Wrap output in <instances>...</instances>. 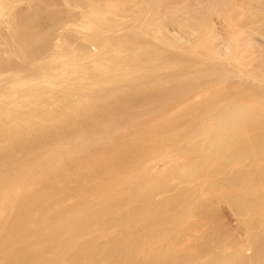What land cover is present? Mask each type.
Wrapping results in <instances>:
<instances>
[{"label":"bare ground","instance_id":"bare-ground-1","mask_svg":"<svg viewBox=\"0 0 264 264\" xmlns=\"http://www.w3.org/2000/svg\"><path fill=\"white\" fill-rule=\"evenodd\" d=\"M9 1L10 0H0L1 7L3 5H5L7 9L8 7H11V5L7 4V2ZM24 1L26 4V5L24 4L25 5L24 7H22L23 4H21V7L19 8L13 7L11 13L9 11V13L11 14L9 15L11 16V18L9 17L10 20L7 19L9 21L7 23L5 22L6 24L3 23L5 25H3L2 23L0 24L1 26H3V27H0V33L1 34L6 33L9 36V40L12 43L11 45H13V47L11 48H14V52L11 53V51L8 52L9 50L5 49L6 45L4 43H3L4 44L3 46L5 47L3 48L0 47V137L1 136L3 137L2 140H0V169H1L0 170V180H2L3 182L7 180L5 187L3 186L4 187L3 193H1L2 189L0 190V264H188V262L186 263L184 262L183 259H180L182 254L178 255L180 256V258L175 257V255L177 256V253H173L175 248H173L172 246L173 244H175V241L177 240L172 237V232L174 233V231L181 228L182 220H184L183 218L186 216L185 214L188 211L190 213L191 211H193L192 208H195L194 205L196 204L192 200L193 199L195 200V197H197V195H194L195 197L191 200V197H193L191 195V192H192V188H191V191H187V193L185 192L184 194L182 193L181 197L175 196L176 199H167L168 197L167 196L165 198L166 200L164 199V201L161 202L157 207H154L152 203H151L152 204V207H151V204H149V201L151 200L149 199L156 192L158 193L159 189L160 191H162L161 189L163 187L169 188L171 182H173L174 180L176 181L179 180V179L172 180L170 178L172 175H175L177 172H178L177 176L181 175V174L179 175V172L180 170L183 171L182 169H180L183 164H181L180 168H179L180 165L178 164L182 163L183 161L185 164L186 163L185 160L188 161L187 157L190 156L189 154L191 153V151H195V153L196 152L202 153V155H200L201 153L198 154L200 155L199 159L198 158L196 159L194 157L195 158L194 160H198L199 162L200 158L204 154V156L209 158L208 160L209 161L211 160L210 162L212 163H216V161H219L218 157H222V155L224 154L225 155L222 158H225L227 155L226 153L230 152L229 155H227V159H225L228 161L229 159L228 156H230L231 151L234 150L232 149L231 151H229L231 147L236 148V146L239 147L243 145V143H240L242 144L240 145L239 142L243 140L242 137H244V135L246 134L248 127L253 126L252 128H254V125L257 127V126H261L264 123V108L261 107L260 105L261 100H257L256 98H254L256 101L251 100L253 98L252 95L255 97L254 94L256 93V92L255 93L253 92L252 95L250 94L251 92L248 93L251 90V87L249 91L247 90L248 88L246 89V86L244 88L245 91H243V89L241 91L238 88L235 91L236 87H233L234 90L233 88H231L234 91V92L232 91L233 94L230 92V89H228L229 91L228 97L226 96L227 94H225L224 96L227 98H224V100L219 101L218 103L220 104L215 103L216 105L214 106L211 104V106L206 108V113L211 115V117H213V123L209 127L208 125L199 126L200 128L196 127L197 130L198 129L202 130L201 133L204 135V138H205L203 139L204 145L202 146H198L197 143H195V141H192L191 139H189V138H193L194 136L188 135L187 133L184 134V136H186L184 137L185 139L183 138L182 139L180 138L181 140L178 139L177 132L172 130V128L171 130L170 129L167 130L168 128L167 126H166V129L162 128L164 130L163 131L164 137L159 139L158 136L160 135H158L157 137L155 136L157 135V132L159 131V130L158 131L155 130L158 126L156 127L154 126L153 129L155 130V132H152L154 136L151 135L152 133L150 134L151 136H153L152 139L150 138L151 136L149 137V139L151 140H148V141L150 142L147 141L148 143H146V141H144L143 143L142 141L143 145H146L145 147H147L146 151H143L142 150L143 148H141V152H139L138 149H135V150H138V152L141 154L137 155L136 154L138 153L137 151H134L133 154H131L132 153L131 151L130 156L128 155V158H125L127 154L125 155V157L124 156L122 157L123 161L125 160V162H123L122 159L121 161H119L121 157L120 158L115 157L117 155L114 156V153L115 152L119 153L118 150L122 147V146L120 147V144H121V141H120V142L115 143V145L111 144V146L114 147V149L113 147L112 148L110 147L114 151V153L111 151L113 153V154L111 153L112 155L104 153L105 152L104 150H103L104 152H101L100 149L102 148L99 149L98 147L97 151H92L94 153L95 158L90 157V159L87 160V158H89L90 155L92 156L93 153L88 154L89 153L87 151L88 148H86V146L88 145H84V143L82 144L79 141V139L85 138L87 134L89 135L88 133L89 131L86 134L83 133L82 131V132H78L77 134V136L79 137L78 141L81 143V145L79 146L76 145L73 147H68V145H71L70 142H67L69 141L70 137H68L69 139H67V137L64 136L67 139L66 142L62 140V142L64 143H60V145L57 144V147L50 148L52 144L50 146H48V144L50 143L46 144L49 141L42 144L46 147L42 146L41 144H40L41 147L38 144L39 145V148L37 146L38 149L33 148L32 146L29 148L27 147L28 151L27 153H25L26 157L27 155H29L30 153H33L34 151L35 152L38 151L36 153V157L37 156L38 157L40 156V157L37 160H35V162L39 161L37 162L35 166L31 165L33 164L31 163V161H30L31 164L30 163L29 164L26 163L27 165L23 164L25 165L24 166L25 171H23L24 169L21 170L20 168L21 172L23 171V175H24L23 178L18 177L19 175H22V174L17 173V176L15 174L16 172L12 174V170L16 171L15 167L14 169L12 167V166H16L15 165L16 163L13 164L15 162V160L13 159L15 158V156L13 157L10 155L11 157H9L5 153L12 148H13L12 150L15 151L16 150L15 146L17 147L19 144L21 145V142L25 143V140H27L28 136H31L30 139L32 140V139H36L33 136L39 137L41 136V134L43 135V131L46 132L45 129L48 131V128L51 126L54 127L56 125L55 127H57V130H58V126H60L61 128L62 125H63L62 127H64V125L66 127L72 126L73 124L75 125V122L73 123V121L77 119L76 117L78 115L81 116L82 118L84 117L88 118L89 117L88 115H90V117L93 116L94 118L93 117L91 118H93L94 121L93 119L91 120V118H90V121H92L91 122L92 124L94 122L95 127L101 126L102 128L103 126L104 128L102 129H106L109 127L108 125H111L112 128L109 127V130L114 129L113 131H115L116 127L119 129L118 123L120 122H118L116 119L118 117V120H120L118 116L119 113L118 112L117 114L116 112L113 113L114 112L113 110L116 109L117 111V109H119L122 103V100L117 101V99H121L120 98L121 96H119V98H116L118 97V95H120L119 93L123 92V95L125 96V90L127 89L128 92L127 91L126 92L129 93L128 95H130V92L133 90L135 92V95L132 92L131 93L133 94V96L136 97V95L139 96L141 92L144 93L143 91L145 90L148 93L150 90L152 91L158 88L157 86L155 87V85H158V80L157 81L155 80L157 83H155V81H152L154 77H157L155 76L154 74L155 71L153 72V70H157L156 68H160L162 66L167 69L168 68L174 69V67L175 68L178 67L176 66V63L179 64V61H180V60L179 61L177 60L176 62V61H172L176 59H171V61L175 63V66L170 60L168 61L165 59L166 62L165 61L161 62L164 60V58L159 57L160 56L159 53L156 52L158 51V49L157 48L154 49L155 52L152 50L153 45L156 44L157 42L156 43L152 42L154 43L153 45L149 43L151 42V38H146L148 36L144 37V33L145 34L148 33V35H150V34H153L152 32H154V35L157 34L159 36V39H161L162 41H165V43L167 44V46L169 45V47L170 45L172 47L174 46H180V47L184 46L185 47L186 45L188 49L190 48L188 46L189 42H190L189 45L193 43L191 47L194 49V52H197L200 55L202 52H203L202 55L206 53L207 54L206 57H208L209 55L210 58H212V60L210 59L211 64L214 62L213 61L214 59L218 61L222 58H225L227 60L243 61L245 53L251 54L253 52V50L249 52L251 49L250 46H252V44H250L251 38L249 39L248 36H251V33L257 30L258 31L261 30L260 32H264V24L257 25L258 23H261L264 18V0H129L130 2L129 1L128 2L130 4H128V2L126 1L128 6L125 4V0H27L28 3H26L27 2L26 0ZM11 2H9V4H11ZM16 2H18V0ZM18 5L20 6V3L19 4L17 3L15 6H18ZM0 11L2 12V10ZM213 15L218 16L217 18L219 19V22L217 21L216 23H218L219 26H216L215 24L212 23L211 19L214 17ZM261 16H263V18H261ZM128 17L131 20L134 19L133 21L136 23L139 22V24L137 23L138 24L137 25L133 23L132 21H130ZM210 17L212 18L210 19ZM127 18L129 19L127 20V22H130L132 24L127 25V22L124 23L125 19ZM225 21L227 22L230 21L233 27L232 30H234L233 32H231L232 31L231 29H230L231 31L225 30V28L228 25V23L226 24ZM85 25L87 26L85 27ZM170 25L172 26L169 27ZM239 25L241 26V29L237 30L236 27L237 26L239 27ZM250 25H252L250 28L247 27ZM75 27L76 28L79 27L78 31L76 30ZM176 27L179 28V31H176L178 30V28L176 29ZM74 28H75V31H74ZM79 29L82 32L84 30V33H81ZM85 29L87 30V32ZM76 31L80 32L81 36ZM149 32L151 33L149 34ZM174 32H177V33H174ZM75 33H77L79 36L75 35ZM171 33L172 35L173 34L174 35L179 34V35L178 37H176L177 35H175L174 36L175 38H173L171 36ZM82 34H84L85 36ZM140 34L141 35L143 34L144 38L140 36ZM185 35H190V36L195 35V37L193 38L194 39L196 38V39L194 42H192L193 41V40L191 41L192 37L188 36L189 38L186 39L187 36ZM1 36H3V34ZM3 37L0 39V44H1V40L3 39ZM57 37L59 38L58 42L55 41ZM153 37L155 39V36ZM61 38L64 40V42L63 40H60ZM144 39L145 40L150 39V40L144 41ZM154 39H152V41ZM161 40L158 42H161ZM94 41L96 42L95 45L93 43ZM59 43H62V45H60ZM165 43H163V47L165 46L166 47L165 49L167 50V46ZM255 48L257 49L259 47L257 46ZM162 49H159L161 50L160 53H163V52L165 53L166 50L165 49L162 50ZM127 52H128V57L131 54L130 61L125 60L128 58L126 56ZM258 52H259L257 53L258 56L256 55L257 60H258V65L255 66V69L253 70L252 73L255 74L256 72L258 73L260 72L259 74L262 75L261 73H263V76H264V50L261 49ZM5 53L7 54L9 53L8 54L9 56H7V54ZM142 54H144V56L145 55L147 56L146 59L145 58L141 59L143 57ZM124 55L127 58H125ZM163 56L165 55L161 54V57ZM170 56H174V55H170ZM247 56L249 55H246V57ZM208 61L209 60H207V62ZM216 61L214 62V65L217 64ZM221 61H224V60H221ZM181 62L183 61L181 60ZM200 62L199 61L197 62L200 64V65L198 64V66H201L203 65L202 63H204L202 60ZM183 63H185L186 69L182 68L184 66H180L181 65L180 63L179 66L181 67V69H184L186 71L188 68L189 70L190 67H186L188 63L186 64L185 61ZM190 64L191 63H189L188 65ZM136 66H138L137 68H139V66L143 67V69H139L141 73L137 72L138 69L135 68ZM206 68L204 66L203 70ZM165 71L167 72V70ZM173 71H176V70H173ZM189 71H192V72L187 73L186 71L183 75L188 74V76L189 75L191 76V74L194 71L192 69H190ZM176 72L174 74H177ZM4 73H7L8 75ZM201 73H202L201 71L200 73L196 72V74H199V77H198L194 75L195 74L194 72L192 76L194 75L196 77L194 78V76L193 77L191 76L190 78L191 79L194 78L197 81L192 80L191 83L194 82L196 84V82L199 83L200 81L202 82L204 79H205L204 81L208 79ZM145 75L147 76L148 79H150L153 83H155V84L152 83L155 88L151 86L150 88L153 87V89L147 90L149 89L148 86L150 84L146 85V83H150L151 81L148 80L147 78H145L146 80H144L143 77H146ZM152 75L154 76L152 77ZM200 75L201 77L204 76L203 77L204 79L201 78ZM167 76H168V73H167ZM256 76H258V74ZM199 78H200V81H198ZM232 78H234V76ZM220 79L218 80L220 81ZM141 80H144L142 82L145 84L143 85V87L146 86L145 88H143L140 85ZM225 80L227 82V79ZM210 81H212V78L208 82ZM242 85L244 86V84H241V87ZM222 87L224 88L225 86H222ZM238 87H240V85ZM141 88L144 90L140 91L142 90ZM135 89L136 90L140 89V90L136 91ZM186 89L188 90L187 87ZM226 91L227 89H224L223 93L224 92L226 93ZM262 91L263 89H261V92ZM136 92L138 94H136ZM163 92L162 94H164ZM221 92L222 91H220V93ZM151 93L154 94V92H151ZM245 93H248L249 95H251L248 97L250 98L252 97V98L251 99L249 98L250 100L247 99L248 97L245 95ZM262 93L260 94L262 95ZM167 94L169 93L167 92ZM72 98L74 99L76 98V99L74 100ZM71 99L72 101L73 100L74 101L70 102ZM131 99H132V96H131ZM63 101H67L65 102L66 104L64 107H63V104H61V103H64ZM120 101L121 103L119 104L120 106H117L118 108L116 107V105L114 106V104H112L113 102L117 104ZM123 102L127 105H131V107L136 106L134 104L135 103L134 101H133V105H132V102L131 104L130 102L126 103L127 101H124V100ZM52 104L53 105L57 104V105H54L56 107V110L58 109L60 110V107L62 105L61 107L62 110L58 112L54 110L55 108L54 106L52 109H50L49 107H51ZM110 104H112L113 107H115L114 109L112 108L113 110H111L112 105ZM125 104L123 105L126 106ZM41 106H43V108ZM63 108H65V110ZM99 108L101 109L102 112H103V109H105L104 111L110 112L109 115L107 112H105L106 115L103 114V117H99L100 116L98 114L99 112H97L96 113L97 117H95L96 115L94 116V113ZM129 108L127 107V109ZM132 108L130 111H132ZM109 109L110 111H108ZM136 109L138 108H135V110ZM135 110L132 112L134 113L137 111ZM40 111H42L43 113ZM121 111L119 109V112ZM73 112H76L75 114L77 115H75ZM72 114L75 115L74 120L70 119V118H73ZM70 121L73 124L70 123ZM114 121H115V124L111 123ZM83 123L85 122L83 121ZM76 124H78V122H76ZM112 125H114L115 127ZM91 128L93 129L94 127L91 126ZM252 128L250 127V130ZM98 129H96V131ZM50 130L51 132H48V133L54 134L52 133V129ZM59 130L57 132H59ZM109 130L108 132L109 133L111 132V135H112V130L111 131ZM99 131H101V129ZM105 131H107V129ZM119 131L120 130H118V133ZM94 133H91V134L93 135ZM103 133L104 132H102L101 134ZM190 133H192V131ZM135 134L136 133H134V135ZM137 134L139 135V133ZM160 134H162V131L160 132ZM57 135L58 134L56 133L55 136L57 137ZM73 135L75 136L76 134H73ZM73 135H72L73 139L77 137V136L74 137ZM100 136H103V135H100ZM87 137L85 139H87ZM94 137L89 136L88 140ZM57 138L61 139V136ZM101 138L100 139L98 138V140H96L97 138H95V140H93L94 141L93 143H100V142L102 143L103 140L104 142H106L107 140L109 141L110 139L108 138L106 140L103 137ZM143 138L139 137V141ZM238 139L240 140L239 142H238ZM258 140H256V143L258 142L259 145H262L264 143L263 141L260 142L259 138ZM78 141L77 143H79ZM125 141H123V143ZM58 142H61V141H58ZM91 142H92V139H91ZM111 142H112V138H111ZM200 143L202 144L203 142L201 141ZM247 143L249 145V142ZM256 143L254 144L256 145ZM184 144L186 145V147L184 146L183 151L184 152L186 151V154L188 151H190V153L187 154V157L184 156L185 155L184 152H183L184 154L178 153V151L177 153L179 155L183 154V156L186 157V158L183 157L185 160L182 159V157L177 158L176 157L177 154L174 155V151L170 149V147H168V145L170 146L175 145V148H176V145L178 147L179 145H182L183 147ZM237 144H239V146ZM255 145L251 144L250 146H252L253 148ZM259 145L257 146L258 151H259ZM47 147H49V149ZM244 147L246 148L245 145ZM255 147L253 149H255ZM240 148H243V147H240ZM245 148H244V151L246 150V153L248 155V152L251 150L250 149L251 147L250 148L249 146L247 147L249 148L248 152H247V148L246 149ZM262 148H264V146ZM17 149L19 151V148ZM174 150L176 151V149ZM242 151L243 149H241V152H239L241 153V155L243 154ZM252 151L253 150H251V152ZM260 151L262 150L260 149ZM76 152H77L76 155L78 156H80V154L81 155L83 154L82 156L84 157H81L82 158L81 163L83 162L82 164L79 163L78 160H77V163H79V165L74 162V159L72 158V156L74 157L75 155L74 153ZM95 152H97V154ZM254 152L256 154L257 151L255 150ZM18 154L19 152L17 153V156H20V154L19 155ZM238 154H236V156H238ZM252 154L255 155L252 152L250 156ZM63 155H66L65 156L66 159L67 157L68 158L71 157L73 159L72 164L73 163L74 164L69 165L70 166L69 168H68V165L67 167H65L66 165L64 166V163L63 165L61 164L62 160L64 159L62 157ZM85 155L86 156L88 155V156L86 157V162L84 163L85 160L83 158H85ZM256 155L258 157L260 156V153ZM6 156L9 158L13 157L12 158L13 160L12 159L8 160L9 158L6 159ZM250 156L246 158L244 157L245 160L241 159L242 161L240 160V162L246 161V159H249V158H253L252 156L251 157ZM238 157L234 159H237ZM257 157L255 158L257 159ZM71 158L69 160H71ZM222 158H221V161L223 163L224 159L222 160ZM214 159H216L215 162H214ZM231 159L232 160L230 161L232 163L230 162L231 164H229L228 162V165H227L228 167L230 165L235 166L233 165L234 164L233 161L235 163L236 161L233 158ZM5 160H8V162H5ZM157 160L158 161L160 160L161 162L164 163L161 169V172H160V176H158L159 173L157 174V172H159L160 170L156 172L157 167L152 169V167L154 166V165L152 166V164H155L154 161L157 164L158 163ZM194 160L191 159L190 161L197 162ZM205 160L208 161L207 159ZM150 161L151 162L153 161V163H151ZM177 161H180V162H177ZM18 162L19 161H17V163ZM237 162L238 164L236 163V165H239L240 163L238 160ZM69 164H71V162ZM156 164L155 166H157ZM192 164L193 163L191 164L186 163L187 166L192 165ZM202 164L200 163L199 165H202ZM224 164H225V161H224ZM61 165L63 166L62 168L65 167V170L63 169L62 171L60 170ZM167 165L168 167L169 165L170 167H172L171 173L167 172L168 171V169L166 168ZM186 165L183 166L185 170L187 167ZM191 167L192 166H190V168ZM2 168L4 170H2ZM5 169L6 170L8 169V171L12 169L11 173L5 172ZM17 169L19 170V168ZM153 170L154 172H156L154 176L157 174L158 178L156 176L155 177L153 176L154 177L153 178L150 175V173L153 172ZM162 170H165V175L167 174V176H161V173H163ZM187 170L190 171L191 169H187ZM193 170L194 171H190V172L195 173L196 169H193ZM189 171L188 173L190 174ZM194 173H192L189 176H186L187 175L186 174L185 177L188 179L192 176L191 179H193ZM14 176L18 177L19 179L14 178ZM148 176L152 177V179L150 178L151 180H149ZM10 177H13V178L10 179ZM172 177L174 178L175 176H172ZM181 177L182 176H180L179 178L181 179ZM168 178L171 180V182ZM194 178H196V175ZM201 178L203 177H200V179ZM46 179L48 180V182L47 184L45 183L46 184L45 185L44 182L46 181ZM168 180L170 183L168 182ZM183 180H184V176H183ZM183 180H181V182ZM186 181H190V180L188 179ZM74 182H81L82 186L83 185H85V187L89 186V188L87 187L86 189H83L82 187L80 188L81 185L79 186L77 185L79 188L77 187L76 189H73L72 188L73 184L71 183H74ZM167 182L169 183L168 186H167ZM209 182L210 181H208V183ZM48 183L49 184L51 183L50 186ZM191 183L193 185V181ZM205 183L207 184L206 181ZM210 185H211V182H210ZM176 188H179V187L177 186ZM87 189H90L92 191L90 192L89 190L90 192L89 193ZM184 190L186 191V189H183V192ZM242 190L247 191L246 188ZM36 191L37 192L40 191V193H37ZM195 192L197 193L196 190L194 191V193ZM234 194L235 193H233L232 195L233 197H230L229 195L230 199L236 198V196L234 197ZM236 194L238 193L236 192ZM241 194H242L241 196L244 199L247 197V195L244 197V192ZM160 196L162 195L160 194ZM173 196L172 198H174ZM139 198L141 199L139 200ZM246 199H249V198H246ZM137 200L139 201L143 200V201L138 203ZM189 200H191L190 203H189ZM186 201H188L187 203H189L190 205L186 206L187 204H185V207H183L184 206L183 203H185ZM235 201H237V199ZM243 201H239L241 205H238L240 208L242 206V208L244 209V211L242 209L243 212H245L246 210L247 212L250 213L251 211L254 210L255 212L253 211V213L259 216L261 213L260 217L262 219V215H263L262 212L264 211H261V210H264V208L261 206L262 205L261 201L260 202L256 201L258 208L256 207L255 205L256 203H254L253 200L250 202L248 200V203L247 201L246 202L245 201L243 202ZM191 202L193 205H191ZM259 203H261V205H259ZM185 208L186 209L191 208V211L190 209L185 210ZM247 209H252V210L248 211ZM189 212L187 213V215L189 214ZM176 213H177V216H176ZM191 215H193V213L189 214L188 218ZM105 216H107L108 218ZM157 216L162 217L161 219L157 218V219H160L159 221H161L163 217H164V220L166 219V222L164 220L163 222L167 223L166 224L167 226L165 230H161L162 232L153 231L154 228H156L157 226V223H156ZM263 220L264 219L260 220L259 222L262 221L264 223ZM259 222L257 223V225L259 224ZM262 222L260 225L263 224ZM158 224L161 225L162 222L160 223L158 222ZM112 227L115 228L116 232H114L115 234L111 235V233H113L114 231V230L113 231L111 230ZM163 228L164 227H162V229ZM236 228L238 229V227ZM159 232L161 233L159 234ZM184 232L185 231H183V233ZM154 233L155 234L157 233V236H156L157 240H155L156 237L154 238L155 236ZM223 240L225 242L224 238ZM186 242L189 243V239L188 241H185V243ZM157 243H160V244L167 243L168 246L167 247H163V246L155 247ZM186 245L188 244H185V246ZM220 245H223V244L221 243ZM182 247H183V243H182ZM223 247L219 246L217 247V250L215 251H212V249L210 250L212 251L211 253H209L210 254L209 258L212 259L210 260L211 261L210 264H242V261H243L242 254H244L242 252L244 251L241 246H237V248H235L236 251L233 250L234 249L233 248L232 250L235 252L233 254H226L225 252L226 248H223ZM238 247L239 248L241 247V248L238 249ZM222 248L225 250L223 251ZM152 250H154L153 253L156 259H151V258L140 259V256H145L147 254L148 256L152 255L151 254ZM187 251H189V249ZM193 254L195 255V253ZM193 254L192 256H194ZM260 255H262V253ZM32 257H35V258H32ZM199 257L201 258V255ZM159 258H162V259H159ZM182 258H185V256ZM190 258H191V255L189 256V259H187L186 257V260H190ZM244 263L245 262H243V264Z\"/></svg>","mask_w":264,"mask_h":264},{"label":"rangeland","instance_id":"rangeland-1","mask_svg":"<svg viewBox=\"0 0 264 264\" xmlns=\"http://www.w3.org/2000/svg\"><path fill=\"white\" fill-rule=\"evenodd\" d=\"M12 0H10L9 2H11ZM17 0H14V1H12L11 2V4H9V2H7V4L8 5H11V7H8V9H7V7L5 6V5H3L2 7H1V5H0V7H1V9L0 10H2V12H1V14H0V24L2 23H7L10 19H9V17L11 18V16H9V15H11L10 13H11V11H12V9H13V7L15 8V7H17V8H19V7H21V4H23L22 5V7H24L26 4H25V1L24 0H18V2H16ZM20 1V2H19ZM27 1V0H26ZM126 1L128 2L129 0H125V4L128 6V4H130L129 2H128V4L126 3ZM15 2V3H14ZM91 2V1H90ZM19 4L20 3V6L18 5V6H15L16 4ZM26 3H28V1L26 2ZM6 4V5H7ZM13 4V5H12ZM25 4V5H24ZM91 4V3H90ZM89 4V5H90ZM6 7V8H5ZM3 8H5V9H3ZM9 11H10V13H9ZM261 15V14H260ZM214 16V15H213ZM218 16H214L213 18L212 17H210V19H211V21H212V23L213 24H215L216 26H219V24L218 23H216L217 21L219 22V19L217 18ZM129 18V17H128ZM125 19V21H124V23H126L127 22V20H129V19ZM261 18H263V16H261ZM1 19H3V20H1ZM5 19V20H4ZM7 19H9V20H7ZM134 19H130V21H132L133 23H135V24H139V22H134L133 21ZM263 20H264V18H263ZM262 20V22L261 23H258L257 25H259V24H261V25H263L264 24V21ZM4 21V22H3ZM228 21V20H227ZM227 21H225V23L227 24L228 23V25H227V27L225 28V30L226 31H231L232 29H233V27H232V25H231V23H230V21L229 22H227ZM5 23V24H6ZM5 24H3V25H5ZM128 24H132V23H130V22H127V25ZM137 24V25H138ZM218 24V25H217ZM76 26V25H75ZM78 26V25H77ZM87 25H85V27H86ZM172 25H170L169 27H171ZM243 26V25H242ZM252 25H250V26H247V27H251ZM0 27H3V26H1L0 25ZM76 28V27H75ZM75 28H74V31H75ZM79 28V27H78ZM78 28H76V30L78 31ZM82 28V27H81ZM178 27H176V29H177ZM222 28V27H221ZM220 28V29H221ZM229 28V29H228ZM84 29V28H83ZM171 29V28H170ZM231 29V30H230ZM236 29L238 30H240L241 29V26L239 25V27L237 26L236 27ZM80 30V29H79ZM86 30V29H85ZM76 31V32H77ZM81 31V30H80ZM176 31H179V28H178V30H176ZM234 30H232L231 32H233ZM261 31V30H260ZM260 31H255V32H252L251 33V36H248V38L250 39V44H252V46H250L251 47V49H250V51L249 52H251V50H253V52L250 54V53H245L244 54V60L243 61H239V60H227V59H225V58H222V59H220V60H218V61H216V59H214L213 61L215 62L216 61V63L217 64H215L214 65V62L211 64L210 62H211V60H212V58H210V56L208 55V57H206L207 56V54L206 53H204L203 55H202V53H201V55L200 54H198L197 52H194V49L191 47L192 45H193V43H191V45H189L190 44V42H189V44H188V46L190 47V48H188L187 49V47H186V45H185V47L184 46H182V47H180V46H174V47H172L171 45H170V47H169V45L167 46V44L165 43V41H162L161 39H159V36L156 34V35H154V32H152L153 34H150L151 32H149V34L150 35H148V33L147 34H145L144 33V37L145 36H148V37H146V38H151V42H149V43H151L152 45L154 44V43H156V44H154L153 45V47H152V50L155 52V50L154 49H158V51H156L157 53H159V57L160 58H164V60L163 61H161V62H164L165 61V59L166 60H170L171 61V59H176V60H172V61H176L177 62V60L179 61V64L178 63H176V66H178L179 67V69H180V71H179V69H178V67L177 68H175L174 67V69L173 68H165V67H160V68H156L157 70H153V72H154V74H155V76H157V77H154V79L153 78H151V79H153L152 81H157L158 80V85H155V87L157 86L158 88H156V89H154V90H150V89H153V84H155V83H157L156 81H155V83H153L150 79H148L147 78V76L146 77H143V79L144 80H146L145 78H147L148 80H150L151 82L150 83H146V85H148V84H150L148 87H149V89H147V90H150L151 92H154V94H152L150 91L147 93V91H146V93H145V91H143L144 89H142V90H140V91H143L144 93H142L141 92V94H139V96L138 95H136V97L135 96H133V94L135 95V92L132 90L131 92L133 93H131L130 92V95H128L129 93H127L128 92V90L126 89L125 90V96L127 97H125L124 95H123V92H121V93H119L120 95H118V97H116V98H119V96H121L120 98L121 99H117V101H119V100H122V103L123 104H125L124 102H123V100L124 101H127L126 103H129L130 102V104H131V102H132V105H133V101L135 102L134 104L136 105V106H132L131 107V105H127V104H125L128 108H129V106H130V108L129 109H127V107L126 106H124L122 103H121V101L120 102H118L117 104H115L114 102L112 103V104H114V106L116 105V107L117 106H120L119 104L121 103V106L119 107V109H120V111L121 112H119V109H117V111H116V109L115 110H113L115 107H113V105L112 104H110V105H112L111 106V110H113L114 112L113 113H115L116 112V114H117V112L119 113L118 114V116H119V119L120 120H118V117L116 118L117 119V121L118 122H120V123H118V122H116V123H118L119 124V129L116 127L115 128V131H113L112 129V135H111V132L109 133L108 132V130H109V127L110 128H112L111 127V125H108L109 127L108 128H106L107 129V131H105L106 129H102V128H104L103 126H102V128H101V126H97V127H95V125H94V122H93V124L91 123L92 121H90V118L91 117H93V116H91L90 117V115H88L89 117V119L88 118H86V117H84V118H82L81 116H77L76 118V120L75 121H73V123L75 122V125L77 126H75L71 121L72 120H74L75 119V115H77V114H75L76 112H73L74 114H72V116H73V118H70V119H72L71 121H70V123H72L73 125L72 126H69V125H71V124H69V125H67V126H69V127H66L65 125H64V127H62L61 126V128H63V129H65V130H63V129H61L60 128V126H58V130H59V132H57L58 130H57V127H55V129H54V127L53 126H51V127H53V128H51V127H49L50 129H52V133H54V134H51V133H48V132H51V130L48 128V131L45 129V131L46 132H44L43 131V135L41 134V136H39V137H41V138H39L38 136H33V137H35L36 139H30V137L31 136H28V138H27V140H25V143L24 142H21V147L23 148H21L19 145L16 147L15 146V151L14 150H12V149H10V150H8L5 154H7V156H9V157H11V156H15V158H13L14 160H15V162L13 163V162H11V163H13V164H15L16 166H12L13 167V169H14V167H15V169H16V171H14V170H12V174L14 173V172H16L15 174H16V176H17V173L18 174H22V175H19L18 177L19 178H23L24 177V175H23V171H25V169H24V166L25 165H27V164H29L30 163V161H31V163H33V164H31L32 166H35L36 164H37V162H39V161H36L35 162V160H37L39 157L37 156L36 157V153L38 152L37 150V152H33V153H30L29 155H27V157H26V155H25V153H27V151H28V148L29 147H33V148H36V149H38L39 148V145L41 144H44V143H46L47 141H49V142H47L46 144H48V143H50V144H48V146H50L51 144V147L50 148H52V147H57V144H59L60 145V143H64V142H66V140L67 139H69L68 137H70V139H69V141H67V142H70V144L71 145H68V147H73V146H76V145H81V143L83 144L84 143V145H88V146H86V148H88L87 149V151L89 152H87L88 154H91V153H93L92 151H97L98 150V147H99V149L100 148H102V149H100L101 150V152H104V153H106V154H110V155H112L113 153H114V151H113V149H114V147L113 146H111V144L113 145H115V143H117V142H120L121 141V144H120V149L118 150L119 151V153L118 152H115L114 153V156L115 155H117V156H115V157H121L120 159H119V161H121V159H122V161H123V156L125 157V155H126V157L125 158H128V155L130 156V153H131V151H132V153L131 154H133V152L134 151H137L138 152V150H139V152H141V148H143L142 150L143 151H146V149H147V147H145L146 145H143V143H144V141H146V143H148V142H150V141H148V140H151L152 139V137L154 136V134L152 133V132H155V130H159L158 132H157V135H155L156 137L158 136V135H160V136H158V138L160 139V138H163L164 136V130L163 129H166V126L168 127L167 128V130L168 129H170L171 130V128H172V130H174L175 132H177V138L178 139H185L184 137H186V136H184V134H188V135H192V136H194L193 138H189V139H191L192 141H195V143H197V145L198 146H202V145H204V141H203V139H205L204 138V135L201 133L202 132V130H197V128H200L199 126H202V125H208V127L209 126H211V124L213 123V117H211V115H209V114H207L206 113V108L207 107H209V106H211V104L214 106V105H216L215 103H217V104H220V103H218L219 101H222V100H224V98H227L228 97V89H230V92L233 94V90H234V88L233 87H236L235 88V91H236V89L238 88V89H240L241 91H242V89H243V91H245V86H246V89L249 91V89H250V87H251V90L248 92V93H250L251 95H252V93L254 92H256L254 95H255V97L252 95V99L250 98V97H248V96H251V95H249L248 93H245V95L248 97L247 99H251V100H253V101H256L254 98H256L257 100H261V103H260V105H261V107H263L264 108V96H263V94H264V76H263V73H261L262 75H260L258 72H256L257 74H258V76H256L257 74L255 73V74H253L252 72H253V70L255 69V66H257L258 65V60H257V57H256V55L258 56V54L257 53H259L258 51L259 50H261V49H263L264 50V32H260ZM263 31V30H262ZM86 32H87V30H86ZM78 34H80V36H81V33H84V30H83V32L81 31V33L80 32H77ZM77 33H75V35H77V36H79ZM174 33H177V32H174ZM178 33H180V32H178ZM255 33V34H254ZM3 34V36H1ZM0 33V39L3 37V39L1 40V44H2V46H1V44H0V47H5V46H3L4 44L6 45V47H7V45H8V47H10V48H6L5 47V49L7 50H9L8 52H10L11 51V53H13L14 52V48H11V47H13V45H11L12 43L10 42V40H9V36L6 34V33ZM85 34H87V33H85ZM82 35H84V34H82ZM175 35H177V34H175ZM174 34L172 35V33H171V36L173 37V38H175L174 36H175ZM179 35V34H178ZM178 35L176 36V37H178ZM250 35V34H249ZM262 35V36H261ZM85 36V35H84ZM140 36H142L143 37V34L141 35L140 34ZM153 36H155V39H154V37ZM158 37V39H157V37ZM185 36H187L186 37V39L187 38H189L188 36H190V35H185ZM143 37V38H144ZM190 37H192L191 38V41L192 42H194L195 41V39L193 38V37H195V35H191ZM196 37H197V35H196ZM161 38V37H160ZM254 38V39H253ZM263 40H262V39ZM6 39V40H5ZM8 39V40H7ZM152 39H154L153 41H152ZM185 39V38H184ZM185 39V40H186ZM58 40H59V38L57 37L56 38V40L55 41H57L58 42ZM60 40H63L62 38L60 39ZM150 40V39H149ZM148 39H144V41H149ZM161 40V42H158V41H160ZM189 40V39H188ZM252 40V41H251ZM9 41V42H8ZM62 42V41H61ZM63 42H64V40H63ZM62 42V43H63ZM152 42H154V43H152ZM259 42V43H258ZM4 43V44H3ZM8 43V44H7ZM9 43H10V45H9ZM62 43H59L60 45H62ZM91 43H92V41H91ZM94 43V45H95V41L93 42ZM163 43H165L166 44V46H167V50L165 49L166 47L164 46L163 47ZM262 43V44H261ZM157 44H158V46H157ZM160 44V45H159ZM164 44V45H165ZM93 45V46H94ZM156 45V46H155ZM159 46H160V48H159ZM259 47V48H255V47ZM95 47V46H94ZM162 47H163V49H162ZM255 48V49H254ZM13 49V50H12ZM159 49H162V50H166L165 51V53L163 54V53H160L161 52V50H159ZM259 49V50H258ZM169 51V52H168ZM256 52V53H255ZM10 53V54H11ZM169 53V54H168ZM175 53V54H174ZM180 54V55H178V54ZM197 53V54H196ZM5 54H7V53H5ZM9 54V53H8ZM7 54V56H9ZM126 54V53H125ZM130 54V53H129ZM161 54L162 55H165V56H163V57H161ZM168 54V55H167ZM140 55V54H139ZM170 55H174V56H170ZM246 55H249V56H247L246 57ZM126 56L128 57V52H127V54H126ZM125 55H124V57L125 58H127ZM130 56H131V54H130ZM128 57L127 59H125V60H129L130 61V58L131 57ZM141 56V55H140ZM142 58L141 59H146V55L144 56V54H142ZM179 56V57H178ZM183 56V57H182ZM194 56H195V58H194ZM199 56V57H198ZM133 57V56H132ZM172 57H174V58H172ZM178 57V58H177ZM185 57V58H184ZM188 57V58H187ZM180 58V59H179ZM202 58V59H201ZM203 58H204V60H203ZM252 58V59H251ZM255 58H256V60H255ZM124 59V58H123ZM185 59V60H184ZM192 59V60H191ZM194 59V60H193ZM205 63H202L203 65H201V66H198V64L199 63H197L198 61L200 62L201 60ZM211 59V60H210ZM161 60V59H160ZM181 60L184 62H186V64L188 63H191L190 65H188L187 64V66L186 67H190V69H192L194 72H195V74L194 75H196V76H198L199 77V74H196V72L198 73H200V71L202 72L201 74H203L205 77H207L208 79H206V81H204L205 79L203 78V77H201V75H200V77L201 78H203L204 80L201 82L200 81V78H199V80L198 81H200L199 83H201V84H199L198 82H196V84L194 83V82H192L191 83V81L193 80H196V79H194L196 76H194V78L193 79H191L190 77L192 76V74L194 73H190L191 74V76L189 75L188 76V74H185V75H183L186 71H187V73L188 72H192V71H189L188 70V68H187V70L185 71L184 69H186L185 68V63H183V62H181ZM196 60V61H195ZM207 60H209L208 62H207ZM221 60H224V61H221ZM249 60V61H248ZM167 61V62H168ZM171 61V62H172ZM190 61H192V62H190ZM220 61V62H219ZM230 61V62H229ZM237 61V62H236ZM166 62V61H165ZM195 62V63H194ZM173 63V62H172ZM180 63H181V65H180ZM210 63V64H209ZM233 63V64H232ZM250 63V64H249ZM174 64V66H175V63H173ZM178 64V65H177ZM184 64V65H183ZM200 64H201V62H200ZM199 64V65H200ZM235 64V65H234ZM151 65H153V64H151ZM184 66V67H182V68H184V69H181V67L180 66ZM196 67H195V66ZM254 65V66H253ZM192 66V67H191ZM199 68H198V67ZM203 66V67H202ZM204 66H205V68L206 69H204L203 70V68H204ZM138 66H136L135 68H137ZM141 66H139V68H137V69H135V70H137V72H140L141 73V71L139 70V69H143V67H141ZM195 67V68H194ZM152 68H153V66H152ZM163 68V69H162ZM213 68V69H212ZM171 71H170V70ZM200 69V70H199ZM165 70H167V72L165 71ZM169 70V71H168ZM173 70H176V71H173ZM182 70V71H181ZM215 70H216V72H215ZM158 71V72H157ZM160 71H161V73H160ZM164 71V72H163ZM214 71V72H213ZM234 71V72H233ZM166 72V73H165ZM172 72V73H171ZM177 73V74H174V73ZM205 74H204V73ZM213 72V73H212ZM143 73H144V71H143ZM167 73H168V76L169 75H171V76H167ZM208 73H209V75H208ZM231 75H229V74ZM251 73V74H250ZM4 74H7V73H4ZM174 74V75H173ZM228 74V75H227ZM8 75V74H7ZM164 75V76H163ZM166 75V76H165ZM213 75H215V76H213ZM217 75H219V76H217ZM224 75V76H223ZM3 76V75H2ZM6 76V75H5ZM154 75H152V77H153ZM192 76V77H193ZM234 76V78H232ZM7 77V76H6ZM160 77V78H159ZM163 77V78H162ZM164 77H166V78H164ZM197 77V78H198ZM218 77V78H217ZM225 77V78H224ZM228 77H230V78H228ZM158 78V79H157ZM183 80H182V79ZM190 78V79H189ZM212 78V81H210V82H208L210 79ZM221 78V79H220ZM224 78V79H223ZM218 79H220V81L218 80ZM225 79H227V82H226V80ZM229 79V80H228ZM144 80H141V84H140V82H139V84L143 87V85H145L142 81H144ZM167 80V81H166ZM170 81V83H169V81ZM187 80V81H186ZM189 80V81H188ZM215 80H216V82H215ZM160 81V82H159ZM164 81H165V83H164ZM183 81V82H182ZM197 81V80H196ZM214 81V82H213ZM40 82H41V80H40ZM204 82V83H203ZM205 82H207V83H205ZM143 83V84H142ZM153 83V84H152ZM160 83V84H159ZM163 83V84H162ZM169 83V84H168ZM186 83V84H185ZM208 83H210V84H208ZM228 83V84H227ZM234 83H235V85H234ZM112 84V83H111ZM186 85V87L188 88V90L186 89V87H185V85ZM189 86H188V85ZM193 84V85H192ZM229 84H231V85H229ZM241 84H244V86L242 85V87H241ZM161 85V86H160ZM182 85H184V86H182ZM240 85V87H238V86ZM151 86H153L152 88H150ZM169 86H171V87H169ZM198 88H197V87ZM222 86H225L224 88L222 87ZM229 86V87H228ZM93 87V86H92ZM146 86H144L143 88H145ZM154 87V88H155ZM160 87V88H159ZM185 87V88H184ZM193 87V88H192ZM196 87V88H195ZM223 88V90H222V88ZM253 87V88H252ZM256 87V88H255ZM94 88H95V86H94ZM165 90H164V89ZM170 90H169V89ZM231 88H233V90L231 89ZM259 90H258V89ZM134 89V88H133ZM162 89V90H161ZM193 89V90H192ZM195 89V90H194ZM224 89H227V91H226V93L224 92L223 93V91H224ZM254 91H253V90ZM256 89V90H255ZM261 89H263V93L261 92ZM93 90H95V89H93ZM131 90V89H130ZM129 90V91H130ZM136 90V89H135ZM139 90H136V91H139ZM155 90H157V91H155ZM167 90H169V91H167ZM172 90V91H171ZM219 90V91H218ZM246 90V91H247ZM127 91V92H126ZM160 91H161V93H160ZM164 91V92H163ZM166 91V92H165ZM220 91H222L221 93H220ZM233 91V92H232ZM239 91V90H238ZM259 93H258V92ZM159 92V93H158ZM162 92L164 93V94H162ZM167 92L169 93V94H167ZM199 92V93H198ZM217 92H219V93H217ZM140 93V92H139ZM155 93H157V94H155ZM202 93V94H201ZM217 93V94H216ZM230 93V94H231ZM260 93H262V95L260 94ZM136 94H138L137 92H136ZM145 94V95H144ZM148 94V95H147ZM151 96H150V95ZM162 94V95H161ZM196 94V95H195ZM200 94V95H199ZM219 94V95H218ZM225 94H227L226 96L227 97H224L225 96ZM248 94V95H247ZM194 95H195V97H194ZM257 95V96H256ZM131 96H132V99H131ZM146 96V97H145ZM152 96H154V97H152ZM223 96V97H222ZM259 96V97H258ZM263 96V97H262ZM134 97V98H133ZM144 97V98H143ZM220 97V98H219ZM197 98V99H196ZM2 99V98H1ZM72 99H74V98H72ZM72 99L70 100V102L72 101ZM76 99V98H75ZM74 99V100H75ZM130 99V100H129ZM249 99V100H250ZM69 100V99H68ZM67 100V101H68ZM73 100V101H74ZM129 100V101H128ZM67 101H63L64 103H61V104H63V107L65 106V102H67ZM72 101V102H73ZM152 103H151V102ZM76 102V101H75ZM59 103V104H60ZM54 105H57V104H54ZM53 104H52V106L51 105H49V106H51V107H49L50 109H52L53 108V106H54ZM46 106V105H45ZM59 106V105H58ZM57 106V107H58ZM122 106H123V108H122ZM42 108H43V106H41ZM48 107V106H47ZM46 107V108H47ZM55 107V106H54ZM61 107H62V105H61ZM61 107H60V110L58 109V110H56V107L54 108V110H56V111H58V112H60L62 109H61ZM109 107V106H108ZM41 108V109H42ZM113 108V109H112ZM118 108V107H117ZM131 108H132V111H134L135 110V108H138V109H136L135 111L136 112H132V111H130L131 110ZM45 109V108H44ZM64 110H65V108H63ZM100 109V108H99ZM97 110L95 113H94V116L95 117H97V112H99L98 114L100 115H98L99 117H103V114L104 115H106L105 114V112H107V111H104L105 109H103V112L101 111V109L100 110ZM126 109V110H125ZM54 110H52V111H54ZM139 110V111H138ZM108 111H110V109L108 110ZM125 111V112H124ZM40 112H42V111H40ZM63 112H65V111H63ZM43 113V112H42ZM41 113V114H42ZM62 113V112H61ZM67 113V112H66ZM92 113V114H93ZM108 113V115H109V113L110 112H107ZM121 113V114H120ZM78 114H79V112H78ZM91 114V113H90ZM102 114V115H101ZM115 114V115H116ZM135 114H136V116H135ZM71 115V114H70ZM107 115V116H108ZM79 117V118H78ZM94 118V117H93ZM93 118H91V120L93 119ZM69 119V120H70ZM83 121L85 122V123H83ZM93 121H94V119H93ZM76 122H78V124H76ZM80 122V123H79ZM68 123V122H67ZM86 123H87V125H86ZM111 123H113V124H115V121L114 122H111ZM82 124V125H81ZM92 124V125H91ZM79 125V126H78ZM94 125V126H93ZM87 126V127H86ZM91 126L92 127H94L93 129L91 128ZM112 126H114V125H112ZM116 126H117V124H116ZM156 127V126H158L155 130L153 129V127ZM170 126V127H169ZM79 127V128H78ZM115 127V126H114ZM197 127V128H196ZM207 127V128H208ZM250 127L252 128L253 126H249L248 127V129H247V131H246V134L244 135V137H242L243 138V140H239L238 139V142H239V144L240 143H243V145L242 144H240V145H242V146H239V144H237L239 147H237L236 145H234V146H236V148H232L231 147V149L229 150V151H231L232 149H236L235 151L233 150V151H231V154H230V156H228V161L227 160H225V159H227V155H229V153H226L227 155H226V157L225 158H222L224 155H222V157H218V160L219 161H216V159H214V162L216 161V163H212V162H210L208 159L209 158H207L206 156H204V154H203V156L200 158V160H199V162L202 164V165H199L200 163L198 162V160H194L195 158L197 159H199V157H200V155H202V153L200 154V153H198V152H196L195 153V151H191V153H190V151H188L187 152V154L188 153H190L189 155L190 156H188L187 157V154H186V151L184 152L183 150V148H184V146L186 147V145L184 144L183 145V147H182V145H179V147L176 145V148H175V145H172V146H170V145H168V147H170V149H172L173 151H174V155H176L177 154V158L178 157H182V159H184V158H188L187 160L188 161H186L185 159V162L186 163H195L194 165L192 164V165H186V163L184 164V161L182 162V163H179L178 165H180L179 166V168L181 167V164H183L182 165V167L184 166V165H186L187 167H186V170H185V168L183 169L182 167L180 168V169H182L183 171H181L180 169V172H179V175L180 176H182L181 177V179L179 178L180 176H177L178 175V172L175 174V175H172V176H175L174 178L171 176V178L170 179H179V180H174L173 182H171V180H170V182H169V180H168V182L170 183V187L168 188V187H163L161 190L162 191H160V189L158 190L159 192L157 193H155L149 200H151V201H149V204H153L154 205V207H157L161 202H163L164 201V199L167 197V199H176V197L177 196H180L181 197V195H182V193L184 194L185 192L187 193V191H191V188H192V192H191V195L193 196V197H191V200L195 197L194 195H197V197H195V200L193 199L192 201H194L195 202V204L196 205H194V207L195 208H192V210L193 211H191V208H187V209H190V211H191V213H193V215L195 216H193V215H191L189 218H188V215L189 214H191L189 211V214L187 215V213L185 214L186 216L183 218L184 220H182V224H181V228H179L180 229V231H179V229L178 230H176V231H174V233L172 232V237L173 238H175L177 241H175V244H173V248H175V250H174V252L173 253H177V256L175 255V257H179L180 258V256H178V255H181L182 254V256H181V258L180 259H183L184 260V262H188V264H210L211 263V261L210 260H212V259H210L209 258V253H211L212 251H215V250H217V247H223V248H226V250L225 249H223V251L225 250V252H226V254H233V253H235L233 250H235V248H237V246H241L242 248H243V251L244 252H242V253H244V254H242L243 256H242V264H243V262H245L244 264H264V223L262 224V225H260L261 224V222H259L260 220H262V219H264V212H262V219H261V213H260V216L259 215H257V214H255V213H253V211H251L250 213L249 212H247L246 210H245V212H243L244 211V209L242 208V206H241V208L238 206V205H241V203L239 202V201H243V197L241 196L242 194L241 193H243L244 192V197L247 195V197L246 198H249V199H244V201L246 202L247 201V203H248V200H249V202L250 201H252L253 200V202L254 203H256V201L257 202H262V205H261V203H259V205H261L263 208H264V148H262L263 146H264V143L262 144V145H259L258 144V142L256 143V140H258V138L260 139V142L261 141H263L264 142V123L261 125V126H255L254 125V128H252L251 130H250ZM257 129H256V128ZM71 128V129H70ZM83 129V130H81V129ZM90 128V129H89ZM99 128V129H98ZM121 128V129H120ZM163 128V129H162ZM74 129V130H73ZM78 129V130H77ZM96 129H98L97 131H96ZM101 129V131H99ZM138 129V130H137ZM81 130V131H80ZM111 130H109V131H111ZM118 130H120L119 131V133H118ZM153 130V131H152ZM195 130V131H194ZM250 130V131H249ZM53 131H55V132H53ZM61 131V132H60ZM63 131V132H62ZM68 131H70V132H68ZM75 133H74V132ZM83 131V133H87L88 131V133H89V135L87 134V136L89 137V136H92V137H94V138H91L92 139V142H91V139H89L88 140V137H87V139H85V138H82V139H79V141L81 142H79L78 141V136H77V134H78V132H82ZM85 131V132H84ZM123 131V132H122ZM162 131V134H160V132ZM188 131H189V133L192 131V133H188ZM194 131V132H193ZM197 131V132H196ZM66 132V133H65ZM73 132V133H72ZM96 134H95V133ZM101 132H104L103 134H99V133ZM122 132V133H121ZM204 132V131H203ZM45 133V134H44ZM58 134L57 135V137H60L61 136V139L59 138H57L56 136H55V134ZM62 133V134H61ZM71 133V134H70ZM91 133H94L93 135L91 134ZM105 133H107V134H105ZM109 133V134H108ZM134 133H136L135 135H134ZM137 133H139V135L137 134ZM152 133V134H151ZM73 134H76L75 136L73 135ZM105 134V135H104ZM115 134V135H114ZM123 137H121L120 135ZM124 134V135H123ZM153 135V136H151V135ZM156 134V133H155ZM193 134H195V135H193ZM40 135V134H39ZM44 135H46V136H44ZM72 135L74 136V137H76V138H74L73 139V137H72ZM100 135H103V136H100ZM110 135H111V137H110ZM64 136H66L67 137V139H66V137H64ZM98 136V137H97ZM107 136V137H106ZM113 136H115V137H113ZM151 136V137H150ZM192 136H190V137H192ZM38 137V138H37ZM45 137V138H44ZM101 137H103V138H105L106 140L108 139V138H110L109 139V141L107 140L106 142H104V140L102 141V143L100 142V143H93L94 141L93 140H95V138H97L96 140H98V138L100 139ZM139 137H144L143 139H141L140 141H141V143H142V141H143V143L141 144L140 143V141H139ZM149 137L151 138V139H149ZM2 136L0 137V140H2ZM47 138V139H46ZM72 138V139H71ZM111 138H112V142H111ZM126 138H127V140H126ZM129 138V139H128ZM241 138V139H242ZM26 139V138H25ZM29 139H30V141H29ZM51 139V140H50ZM54 139V140H53ZM76 139V140H75ZM102 139V138H101ZM121 139V140H120ZM127 141H125V140ZM130 139H132V140H130ZM180 139V140H181ZM193 139H195V140H193ZM41 141V143H40V141ZM62 140L64 141V142H62ZM75 140V141H74ZM82 140V141H81ZM86 140V141H85ZM117 140H119V141H117ZM125 141L124 143H123V141ZM179 140V141H180ZM23 141H24V139H23ZM58 141H61V142H58ZM72 141V142H71ZM74 141V142H73ZM77 141L79 142V143H77ZM148 141V142H147ZM203 142L202 144L200 143V142ZM259 141V140H258ZM33 142V143H32ZM38 142V143H37ZM54 142H56V143H54ZM85 142H86V144H85ZM129 142H131V143H129ZM247 142H249V145H248V143ZM32 143V144H31ZM35 143V144H34ZM75 143V144H74ZM91 145H90V144ZM110 143V144H109ZM127 143V144H126ZM129 143V144H128ZM133 143H135V144H133ZM145 143V144H146ZM168 143V142H167ZM194 143V142H193ZM199 143V144H198ZM244 143H246V144H244ZM253 144V145H255L254 143H256V145L258 144L259 145V151H260V149L262 150V151H258V149H257V146L255 147V149H253L252 148V146H250L251 144ZM23 144V145H22ZM39 144V145H38ZM45 144V145H46ZM94 144V145H93ZM98 144V145H97ZM25 145V146H24ZM41 145H40V147H41ZM54 145V146H53ZM56 145V146H55ZM65 145V144H64ZM97 145V146H96ZM147 145H149V144H147ZM244 145L246 146V148L249 146V148L251 149V150H253L252 152L255 154V150L257 151V152H259L260 153V156H258L257 157V155L256 154H259V153H257L256 152V156L255 155H251L253 158H249V159H246V161H243V162H240V160L242 159H244V157L246 158V157H249L250 156V154L252 153L251 152V150L249 151V148H247V152H248V155H247V153H246V150L244 151ZM36 146V147H35ZM37 146H38V148H37ZM42 146H44V145H42ZM92 146V147H91ZM104 146V147H103ZM131 146V147H130ZM233 146V147H234ZM28 147V148H27ZM44 147H46V146H44ZM95 147V148H94ZM113 147V149H111V148ZM137 147V148H136ZM171 147H173V148H171ZM179 149H178V148ZM240 147H243V148H240ZM17 148H19V151H18V149ZM48 149H49V147H47ZM105 148V149H104ZM108 148V149H107ZM110 148V149H109ZM182 148V149H181ZM245 148V149H246ZM22 149V150H21ZM125 149V150H124ZM135 149H138V150H135ZM174 149H176V151L174 150ZM241 149H243V151H242V155H241V153H239V152H241ZM12 150V151H11ZM104 150V151H103ZM180 150V151H179ZM22 151H23V153H22ZM107 151V152H106ZM110 151V152H109ZM113 153H112V152ZM177 151H178V153H185V155L184 156H186V157H184L183 156V154H180V155H182V156H180L178 153H177ZM19 152V154H20V156H17V153ZM77 152H78V150H77ZM77 152L76 153H74L75 155L77 154ZM129 154H128V153ZM136 153L137 155L138 154H141V153ZM176 152V153H175ZM193 152H194V154L195 155H197V156H195L194 154H193ZM235 153V155H234V153ZM239 154H238V153ZM96 154H97V152H95ZM112 153V154H111ZM246 154V156H245V154ZM250 153V154H249ZM4 154V155H5ZM18 154V155H19ZM22 154V155H21ZM78 154H79V152H78ZM95 154V155H96ZM194 156H193V155ZM198 154H200V155H198ZM236 154H238V156H242L241 158L240 157H238V156H236ZM262 154V155H261ZM11 155V156H10ZM32 155V156H31ZM38 155V154H37ZM74 155V157L72 156V158L74 159V162L75 163H77V160H78V162L79 163H81V160H82V158L81 157H84V156H82L81 154H80V156H78V155H76L75 156ZM120 155V156H119ZM135 155V154H134ZM192 155V156H191ZM6 156V159L7 158H9V157H7ZM24 156V157H23ZM29 156V157H28ZM66 155H63L62 157L64 158L63 160H62V162H61V164L63 165V163H64V166L65 167H67V165H68V168L70 167L69 165H73L72 164V161H73V159L71 158V160H69L70 158H68L67 157V159H66V157H65ZM88 156V155H87ZM86 155H85V158H83L85 161H84V163L86 162V157H87ZM238 157L237 159H234V158H236V157ZM250 156V157H251ZM31 157V158H30ZM34 157V158H33ZM90 157L92 158H95L94 157V153L92 154V156L90 155L89 156V158H87V160H89L90 159ZM175 157V156H174ZM175 157V158H176ZM184 157V158H183ZM193 157V158H192ZM195 157V158H194ZM206 157V158H205ZM233 158L235 161H236V163L238 164V162H237V160L239 161V165H236V163L233 161V165H235V166H232V165H230L229 167L227 166L228 165V162H229V164H231L232 162L230 161V160H232L231 158ZM255 157H257V159L255 158ZM12 158H9L8 160H11ZM28 158V159H27ZM124 158V159H125ZM176 158V159H177ZM221 158H222V160H223V163H222V161H221ZM12 159V160H13ZM62 159V158H61ZM118 159V158H117ZM191 159H193L194 161H197V162H191L190 160ZM203 159V160H202ZM205 159H207L208 161H206ZM8 160H5V162H8ZM25 160V161H24ZM65 160H67V161H65ZM80 160V161H79ZM241 160V161H242ZM245 160V159H244ZM4 161V160H3ZM17 161H19L18 163H17ZM27 161V162H26ZM163 161H165V160H163ZM206 161V162H205ZM220 161H221V163H220ZM224 161H225V164H224ZM23 162V163H22ZM71 162V164H69ZM123 162H125V160L123 161ZM151 162V161H150ZM157 162L159 163H157L156 164V162L154 161V163L157 165V166H155V164H152V169H154L155 167H157L156 168V172L157 171H159V172H157V174L159 173V175L158 176H160V172H161V169H162V167H163V165H164V163L163 162H161L160 160L158 161L157 160ZM177 162H180V161H177ZM208 162H209V164H208ZM218 162V163H217ZM231 162V163H230ZM27 163V164H26ZM79 163H77L78 165H79ZM83 163V162H82ZM81 163V164H82ZM151 163H153V161L151 162ZM18 164V165H17ZM22 164V165H21ZM23 164H25V165H23ZM196 164H198V165H196ZM221 164V165H220ZM61 165V171H62V169L63 170H65V167L64 168H62L63 166ZM225 165H226V167H225ZM176 166V165H175ZM190 166H192L191 168H190ZM196 166V167H195ZM201 167V168H200ZM17 168H19V170L17 169ZM20 168H21V170H23L22 172H21V170H20ZM167 169H168V171H167V169H166V171L167 172H170L171 173V170H172V167H170V165H169V167H168V165H167V167H166ZM198 168V169H197ZM67 169V168H66ZM187 169H191L190 171H194L193 169H196L195 170V173L194 172H192V173H194L193 174V179H191V177L190 178H188L190 181H186V180H188L186 177H185V175L188 173V171L189 170H187ZM1 170V169H0ZM2 170H4L3 168H2ZM11 170H9L8 171V169L6 170L5 169V172H9V173H11ZM18 170V171H17ZM186 171H187V173H186ZM189 171V172H190ZM2 172H4V171H2ZM1 172V173H2ZM21 172V173H20ZM156 172H154V170H153V172H151L150 173V175L153 177L154 176V174L156 173ZM162 172L163 173H161V176H167V174L165 175V170H162ZM184 172V173H183ZM191 172H190V174L188 173L186 176H189V175H191L192 174ZM14 174V175H15ZM157 174L155 175L156 177H157ZM163 174V175H162ZM199 174V175H198ZM91 175V174H90ZM149 175V174H148ZM149 175V176H150ZM168 175H169V173H168ZM195 175H196V178H194L195 177ZM198 175V176H197ZM11 176H13V175H11ZM16 176H14V178H18V177H16ZM148 176V178H149V180H151L152 179V177H149ZM154 176V177H155ZM178 178H177V177ZM183 176H184V180H183ZM245 176V177H244ZM92 177V176H91ZM153 177V178H154ZM170 177V176H169ZM200 177H203V178H201L200 179ZM251 177V178H250ZM11 178H13V177H10V179ZM18 178V179H19ZM151 178V179H150ZM158 178V177H157ZM185 178H186V180H185ZM244 178V179H243ZM9 179V178H8ZM200 179V180H199ZM241 179H243V180H241ZM247 179V180H246ZM250 179V180H249ZM253 179V180H252ZM4 180V179H3ZM45 180V179H44ZM181 180H183L182 182H181ZM207 182V184L205 183V181ZM251 180H252V182H251ZM1 181L2 180H0V190H1V193H3V190H4V187H5V184H6V181L7 180H5V182H3L2 181V183H1ZM193 181V185H192V182ZM196 181V182H195ZM202 181V182H201ZM208 181H210L211 182V185H210V182L208 183ZM238 181V182H237ZM247 181V182H246ZM47 182H48V180L46 179V181L44 182V184L46 183L47 184ZM167 182V186L169 185V183ZM238 184H237V183ZM241 182V183H240ZM245 182V183H244ZM76 183V184H75ZM80 183V184H79ZM181 183H182V185H181ZM183 183H185V184H183ZM187 183V184H186ZM190 183H191V185H190ZM202 183V184H201ZM205 183V184H204ZM45 184V185H46ZM49 184V183H48ZM51 184V183H50ZM50 184H49V186H50ZM71 184H73L72 185V188L73 189H76L79 185H81L80 186V188L82 187L83 189H86L87 187L89 188V186H86L85 187V185H83L82 186V184H81V182H74V183H71ZM93 184V183H92ZM91 184V185H92ZM195 184V185H194ZM213 184H214V186H213ZM250 184V185H249ZM78 185V186H77ZM207 185V186H206ZM216 185V186H215ZM4 186V187H3ZM179 187V188H176V187ZM193 186V187H192ZM213 186V187H212ZM248 186H250V187H248ZM48 187V186H47ZM75 187V188H74ZM198 187V188H197ZM204 187V188H203ZM215 187V188H214ZM238 187V188H237ZM253 187V188H252ZM79 188V187H78ZM90 188H91V186H90ZM173 188V189H172ZM189 188V189H188ZM196 188V189H195ZM202 188H203V190H202ZM247 189V191L246 190H242V189ZM176 189H177V191H176ZM183 189H186V191L184 190V192H183ZM197 191V193L195 192L194 193V191L195 190ZM240 189V190H239ZM255 189V190H254ZM257 189V190H256ZM88 190V192H89V190L90 189H87ZM181 190V191H180ZM200 190V191H199ZM203 192H202V191ZM236 190V191H235ZM238 190H239V192H238ZM243 192H242V191ZM86 191V190H85ZM92 190H90V192H91ZM167 191V192H166ZM180 191V192H179ZM37 192V191H36ZM89 192V193H90ZM169 192H170V194H169ZM179 192V193H178ZM200 192V193H199ZM201 192H202V194H201ZM236 192L238 193V194H236ZM245 192H247V193H245ZM37 193H40V191H38ZM167 193V194H166ZM173 193V194H172ZM181 193V194H180ZM232 193V194H231ZM233 193H235L234 194V197L236 196V198L235 199H233V198H231L230 199V197H233L232 195H233ZM158 194V195H157ZM160 194L162 195V196H160ZM180 194V195H179ZM228 194V195H227ZM231 194V195H230ZM251 194V195H250ZM165 195V196H164ZM174 195V196H173ZM229 195H230V197H229ZM238 195V196H237ZM160 198H159V197ZM172 196L174 197V198H172ZM176 196V197H175ZM200 196V197H199ZM242 197V199H241V197ZM253 196V197H252ZM255 196H256V198H255ZM171 197V198H170ZM203 197V198H202ZM153 198H155V199H153ZM141 198H139V200H140ZM178 199V198H177ZM237 199V201H235ZM240 199V200H239ZM251 199V200H250ZM139 200H137V202L139 203V202H142L143 200H141V201H139ZM166 200V199H165ZM191 200H189V203H190V201ZM234 200V201H233ZM201 201V202H200ZM243 201V202H244ZM188 201H186L185 203H183V207H185V204H187L186 206H188V205H190L189 203H187ZM193 202V203H194ZM252 202V203H253ZM155 203H156V205H155ZM198 203V204H197ZM152 204H151V207H152ZM237 204V205H236ZM191 205H193L192 204V202H191ZM256 205V207H257V203L255 204ZM258 205V206H259ZM198 206V207H197ZM261 206H260V208H261ZM189 207H191V206H189ZM193 207V206H192ZM237 208V209H236ZM258 208V207H257ZM186 208H185V210H187ZM196 209V210H195ZM242 209H243V211H242ZM195 210V211H194ZM199 210V211H198ZM248 211H250V210H252V209H247ZM231 213H230V212ZM261 211H264V210H261ZM186 212V211H185ZM241 212V213H240ZM255 212V211H254ZM257 212V211H256ZM246 213V214H245ZM173 214V213H172ZM196 214V215H195ZM198 215V216H197ZM173 216V215H172ZM176 216H177V213H176ZM178 216H179V214H178ZM236 216V217H235ZM105 217H107V216H105ZM194 217V218H193ZM108 218V217H107ZM157 218H162L161 216H157L156 217V223H157V226H156V228H154V230L153 231H161V230H165V228H166V224L167 223H164L163 222V220H164V217H163V219L161 220V221H159L160 219H157ZM191 218V219H190ZM105 219V218H104ZM192 219H194V220H192ZM106 220V219H105ZM108 220V219H107ZM196 220V221H195ZM235 220V221H234ZM165 222H166V219L164 220ZM264 221V220H263ZM158 222L160 223V222H162V224L161 225H159L158 224ZM259 222V224L258 225H260L261 226V228H260V226H258L257 225V223ZM140 223V222H139ZM235 223V224H234ZM164 224V225H163ZM238 224V225H237ZM139 225V224H138ZM243 225V226H242ZM247 225V226H246ZM161 226V227H160ZM235 226V227H234ZM251 226V227H250ZM256 226V227H255ZM263 226V227H262ZM108 227H109V225H108ZM162 227H164L163 229H162ZM236 227H238V229L242 232H240ZM247 227V228H246ZM258 227V228H257ZM158 228V229H157ZM233 229V230H232ZM111 230L113 231V233H111V235L112 234H115L114 232H116L115 231V228H111ZM111 230H110V232H111ZM246 230V231H245ZM249 230V231H248ZM183 231H185L186 233H187V235H186V233L184 234L183 233ZM210 231V232H209ZM162 232V231H161ZM161 232H159V234L161 233ZM180 232H181V234H180ZM207 232V233H206ZM232 232V233H231ZM249 232V233H248ZM206 233V234H205ZM212 233V234H211ZM241 233V234H240ZM155 234V233H154ZM154 234H153V236H154ZM176 234H178V235H176ZM206 236H205V235ZM211 234V235H210ZM243 234V235H242ZM185 236V237H183V236ZM188 235H189V237H188ZM229 235V236H228ZM256 235V236H255ZM258 235V236H257ZM157 236V233L155 234V236H154V238ZM225 236V237H224ZM231 236V237H230ZM249 236V237H248ZM188 237V238H187ZM207 237H208V239H207ZM210 237V238H209ZM213 237V238H212ZM257 237V238H256ZM259 237V238H258ZM178 238V239H177ZM183 238V239H182ZM223 238L225 239V242H224V240H223ZM230 238V239H229ZM250 238V239H249ZM185 239V240H184ZM188 239H189V243L188 242H186L185 243V241H188ZM200 239H201V241H200ZM215 239V240H214ZM227 239V240H226ZM238 239V240H237ZM260 239V240H259ZM155 240H157V237L155 238ZM182 240V241H181ZM184 240V241H183ZM218 240V241H217ZM239 240H241V241H239ZM180 241V242H179ZM196 241V242H195ZM219 241H221V242H219ZM232 241V242H231ZM238 241V242H237ZM256 241V242H255ZM191 242V243H190ZM199 242V243H198ZM205 242V243H204ZM235 242H237V243H235ZM253 242H255V243H253ZM178 243V244H177ZM182 243H183V247H182ZM195 243V244H194ZM223 244V245H220V244ZM246 243V244H245ZM159 244V245H158ZM163 244V245H162ZM185 244H188V245H186L185 246ZM193 244V245H192ZM232 244V245H231ZM244 244V245H243ZM250 244V245H249ZM257 244V245H256ZM157 245V246H156ZM155 245V247H158V246H163V247H167L168 246V244L167 243H157ZM179 245H180V247H179ZM197 245V246H196ZM203 245V246H202ZM237 245V246H236ZM243 245V246H242ZM177 246H178V248H177ZM185 246V247H184ZM198 247V248H196V247ZM207 246V247H206ZM232 246H234V247H232ZM246 246V247H245ZM193 249H192V248ZM240 247V248H241ZM251 247V248H250ZM252 247H254V248H252ZM204 248V249H203ZM206 248V249H205ZM213 248H214V250H213ZM234 248V249H233ZM239 247H238V249H240ZM246 248V249H245ZM179 249H180V251H179ZM189 249V251H187V250ZM195 249H196V251H195ZM198 249V250H197ZM212 249V251H210ZM219 249V248H218ZM228 249V250H227ZM231 249V250H230ZM233 249V250H232ZM230 250V251H229ZM242 250V249H241ZM260 250V251H259ZM195 251V252H194ZM200 251V252H199ZM209 251V252H208ZM236 251V250H235ZM152 252V253H151ZM150 253L152 254V255H150V256H148V254L147 255H145V256H140V259H149V258H151V259H156L154 256V250H152ZM197 252V253H196ZM193 253H195V255L193 254ZM262 253V255H260ZM191 255V258H192V260H191V258H190V260H186V257H187V259H189V256ZM192 254L194 255V256H192ZM205 254V255H204ZM187 255V256H186ZM201 255V258L199 257ZM32 256V255H31ZM30 256V257H31ZM33 256H35V255H33ZM185 256V258H182V257H184ZM205 258H203V257ZM258 256H259V258H258ZM147 257V258H146ZM256 257V258H255ZM32 258H35V257H32ZM32 258H30V259H32ZM203 258V259H202ZM209 258V259H208ZM157 259H158V257H157ZM159 259H162V258H159Z\"/></svg>","mask_w":264,"mask_h":264}]
</instances>
